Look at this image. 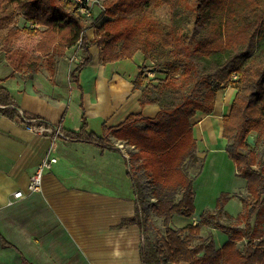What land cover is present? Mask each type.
I'll list each match as a JSON object with an SVG mask.
<instances>
[{"label": "trees", "instance_id": "trees-1", "mask_svg": "<svg viewBox=\"0 0 264 264\" xmlns=\"http://www.w3.org/2000/svg\"><path fill=\"white\" fill-rule=\"evenodd\" d=\"M7 4L27 23L9 28L0 51L9 57L22 34L39 37L35 52L11 62L15 70L33 76L45 68L54 82L60 59L79 46L82 61L71 78L81 92L82 107L79 72L92 61L93 46L99 47L105 65L142 53L131 83L142 91V109L159 105L155 116L132 112L117 125L104 122L98 134L89 130L83 109L80 129H64L66 136L101 148L125 146L136 213L119 226H140L142 264H264V0H104L99 14L91 7L90 15L77 0H0V18ZM164 6L170 10L167 21L155 13ZM149 61L159 75L148 77ZM3 80L0 113L14 119L19 105ZM227 87L236 92L223 117V136L238 174L247 179L246 191L236 194L243 210L238 216L225 211L231 195L224 193L217 209L203 212L196 224L173 226L175 213L193 217L196 210V176L190 170L199 163L198 174L203 161L192 118L197 112L213 113L218 91ZM152 212L163 218L165 231L150 230ZM204 226L229 232V240L217 248L211 233L202 234Z\"/></svg>", "mask_w": 264, "mask_h": 264}, {"label": "crops", "instance_id": "crops-1", "mask_svg": "<svg viewBox=\"0 0 264 264\" xmlns=\"http://www.w3.org/2000/svg\"><path fill=\"white\" fill-rule=\"evenodd\" d=\"M93 11L99 14L100 7H93ZM77 46L60 59L54 82L45 69L28 76L9 67L8 73L1 76L20 112L48 120L52 125L44 124L59 127L61 135L31 130L20 121V112L14 119L0 113V264H142L140 226H119L124 218L136 213L131 179L126 177L130 156L123 149L125 146L101 148L64 133V129L81 127L66 121L64 114L68 113L74 88L79 90L71 78L74 62L82 61ZM99 52L97 45L92 47L93 59L79 72V78L84 88L82 109L86 111L89 130L102 134L104 122L117 125L137 110L142 91L133 89L130 81L119 89L120 99L104 90L111 87L114 75L120 74L122 68L118 65L124 59L107 64L113 67L108 79ZM6 60L4 57V63ZM86 81L96 88L99 85L92 103L88 102ZM235 92L232 87L219 90L214 112H197L192 118L197 155L203 161L198 174L192 171L195 167L190 170L196 176V210L193 217L175 213L173 226L196 224L203 212L217 209L218 199L224 193L231 195L225 211L238 216L243 210V201L236 194L246 191L247 179L238 174L223 136V117L231 110ZM159 108L148 105L142 111L155 116ZM48 154L58 161L45 171L42 190L30 192V177ZM19 190L24 195L15 198L14 193ZM210 233L217 248L230 238V233L220 228L202 227L203 235ZM239 244L243 247L245 241Z\"/></svg>", "mask_w": 264, "mask_h": 264}, {"label": "rangeland", "instance_id": "rangeland-1", "mask_svg": "<svg viewBox=\"0 0 264 264\" xmlns=\"http://www.w3.org/2000/svg\"><path fill=\"white\" fill-rule=\"evenodd\" d=\"M90 2L92 3V7L98 8V7H101L103 1L102 0H90ZM155 13L163 21H167L169 19V16H170V10L166 6L161 7L159 9H156ZM25 20H26L25 17L16 10V7L14 5L7 4L5 7V10L3 11L1 18H0V44L4 43L6 34H7L8 30L11 26H13L14 24H17L18 26L23 27L24 24L26 23ZM88 34L92 38L94 36V29L90 28L88 30ZM38 40H39V37H37V36L29 35V34H22L20 36V38L15 41V45H14L15 50L10 54V56L8 55L11 60L9 59V57H7V54L5 52L0 51V56L2 57V60H0V62H2V65H3L2 66L0 63V77L6 75L8 73L7 69L9 67L14 68L11 64L12 61L13 62L18 61L21 57H23V55H26L27 53H30V52H35V47H36ZM77 47L79 48V46H77ZM79 50L81 51L80 48H79ZM4 57H6V59H7L6 62H8V63H6V62L4 63ZM123 61L124 62L122 64L118 65V66H121V68H122V70L119 71L120 74L117 73L118 77H117V75H114L115 77H114V79H112V82L109 81V83L111 82L110 83L111 87H109V89H111V90H109L107 88V86L104 89L108 92L111 91L115 97L119 96V99L121 97L120 93H119V89L123 88V84L125 83V81L131 82L132 78L138 72L139 64L141 63V53H139L138 56H135L133 59H124ZM76 64L77 63L74 62L73 67L76 66ZM148 65H149V67H152V68H149L147 70L148 77H155V76L159 75V71H157L155 66H154L155 62L149 61ZM4 66H7V67L4 68ZM105 66L107 67L106 73L109 74V76H108V79H109L111 77V71H112L113 67L107 66V64ZM45 70H47V69H45ZM47 72H48V70H47ZM106 81L108 82V80H106ZM86 82H87L86 91H87L88 96H89L88 102L92 103L94 101L93 96L96 95L97 89H99V85L96 88V86H93V84H91L92 83L91 81L90 82L86 81ZM73 83L75 84L74 81H73ZM74 89H75V91L72 93V96L69 100L68 113L65 112L64 114H65L66 121L70 120V122L72 124H79V126H81L83 123V121H82L83 109H82V104H81V95H80V91L77 88H74ZM98 93H99V90H98ZM15 94H16V92L14 93V95ZM17 94L19 95L20 93L17 92ZM135 109H137V110H135L134 112L142 110V108L139 105V102H138V106H135ZM147 112L150 113L151 111L148 110ZM151 115H153V113H151ZM91 122L93 124H95V119H92ZM254 139H255V136H254ZM121 146L123 147V144H121ZM123 149H125V147H123ZM199 166H200V164L197 163L195 168L192 171L197 172L199 169ZM126 177L128 178L127 174H126ZM178 197H180V196H178ZM148 223L151 226L150 230H153L154 227H160L163 231H165V227L163 225V218L159 217L155 212L151 213L150 217L148 218ZM152 233L153 232L150 231V234H152ZM146 242H147V237H145V243Z\"/></svg>", "mask_w": 264, "mask_h": 264}, {"label": "built area", "instance_id": "built-area-1", "mask_svg": "<svg viewBox=\"0 0 264 264\" xmlns=\"http://www.w3.org/2000/svg\"><path fill=\"white\" fill-rule=\"evenodd\" d=\"M81 4V11L83 13H86L87 15L91 14V7L92 3L90 0H77ZM20 112V110H19ZM22 116H20V121L24 122L25 124H28V127L31 130L41 132V133H46L49 132L51 134H54L55 137H58L61 135V131L59 127H53L51 125H46L44 123H41L40 120L36 117L24 115L23 112H20ZM58 161V158L48 154L43 161L38 165L36 171L31 175L30 177V182L28 185L29 191L30 192H37L42 190L43 186V178L45 171L51 166ZM24 195L22 190L16 191L14 193L15 198L22 197Z\"/></svg>", "mask_w": 264, "mask_h": 264}, {"label": "water", "instance_id": "water-1", "mask_svg": "<svg viewBox=\"0 0 264 264\" xmlns=\"http://www.w3.org/2000/svg\"><path fill=\"white\" fill-rule=\"evenodd\" d=\"M249 140H250L251 142H254V136H253V135L249 136Z\"/></svg>", "mask_w": 264, "mask_h": 264}]
</instances>
